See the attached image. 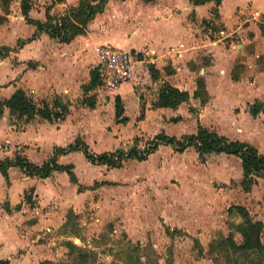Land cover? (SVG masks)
Returning a JSON list of instances; mask_svg holds the SVG:
<instances>
[{
    "label": "rangeland",
    "instance_id": "rangeland-1",
    "mask_svg": "<svg viewBox=\"0 0 264 264\" xmlns=\"http://www.w3.org/2000/svg\"><path fill=\"white\" fill-rule=\"evenodd\" d=\"M49 3L51 1L33 0L35 13H40V8ZM115 6L112 4L110 10H114ZM10 10V14L0 23V47H14L18 39L32 35L19 17L18 0L12 2ZM0 15H4L1 9ZM53 15L61 16V10ZM112 26L109 19L97 16L91 26L90 39L110 37L113 33ZM208 27L216 31L210 32ZM200 29L202 35L206 33L214 39L224 37L220 33L224 30V23L214 15L209 16L204 24L201 22ZM202 38L208 39L205 36ZM231 39L236 43L240 41V37H229L226 41ZM224 52V49L217 51L221 61L226 57ZM13 59H17L13 52L7 60L0 59V83L13 77L10 68ZM209 62L208 53L190 58L187 64L195 77L194 81L200 75V68ZM93 68L94 61L87 65L81 81L88 82L87 70ZM1 73L3 77L6 75L3 80ZM184 79L187 84L190 83L186 77ZM12 81L17 85L16 80ZM4 84L5 82L2 85ZM148 85L150 82L135 86L138 91L140 88L145 90V94L140 92L145 105L156 97L154 91L149 94ZM89 95L96 97L93 109L84 105L82 99H74L72 102L68 100L73 106L71 121L76 130L72 132V136L69 132L66 133L71 137L65 145L79 139L94 154L110 153L117 149L127 152L135 141L142 150L160 131L180 137L196 132L199 124L210 125L211 128L216 124L220 131L218 133H229L226 129L229 120L225 109L218 108V100L213 101V109L209 108L207 111H199V100L196 102L192 99L181 104L175 114L167 112L155 116L154 120H135L129 125H119L109 106V101H114L115 94L97 87ZM41 99L51 98L38 97L37 101ZM216 110L220 115L215 119ZM80 113L82 116H79ZM127 114L132 116V110L128 109ZM200 114H203L202 118ZM11 120L12 118L10 122ZM231 133L240 134L238 131ZM64 136L60 134L59 138L62 140ZM25 140H31V131L27 133ZM48 140H45V145ZM25 148H12V153H22ZM51 155H47L44 160L43 154L31 155L30 158L41 164ZM64 156H60L59 161L62 164H74L78 182L70 183L65 173L58 172L46 179H38L37 185L40 184L42 189L40 194L48 201L41 206L38 198L35 200L36 205L40 209L42 207L39 215L42 220L39 231L41 238L33 247L31 256L26 261L28 264H232L236 255L230 243L219 244L217 247L214 243L230 236L242 222L237 211L228 213V209L235 205L245 207L254 220L263 223L261 240L264 243V178H258L261 181L258 180V186L248 195L239 185L242 178L240 161L235 157L212 154L205 162H201L191 147L180 153L170 146L160 145L144 161L123 160L121 166L109 168L91 164L81 152ZM49 187L54 190L53 193L49 194ZM26 190L23 195L19 192L20 196H24ZM78 190L83 191V196L76 201L79 197L76 196L79 194ZM27 192L32 197H38L32 191ZM68 199L72 200L68 202ZM70 210L73 214L68 217ZM66 221L67 228H64ZM167 229L180 232L169 235ZM194 239L198 240L197 245ZM240 240V235L235 233L234 241ZM67 242L73 243L77 249L70 251Z\"/></svg>",
    "mask_w": 264,
    "mask_h": 264
},
{
    "label": "crops",
    "instance_id": "crops-1",
    "mask_svg": "<svg viewBox=\"0 0 264 264\" xmlns=\"http://www.w3.org/2000/svg\"><path fill=\"white\" fill-rule=\"evenodd\" d=\"M78 2L79 0H65L64 3L51 7L50 13L53 15L61 10V16H63L70 8L77 6ZM112 4L116 5L114 10H110ZM49 5L42 6L41 12L35 13L32 4L30 17L44 21L46 8ZM213 7V1L203 5H193L189 0H156L148 3L142 0H109L104 11L96 14L93 20L97 16L109 19L113 25V33L110 37L102 36L96 40L90 39L93 20L88 24L86 34L77 36L69 44L54 42V39L46 33H41L35 40L12 51L17 57L16 60L13 59V64L10 67L14 75L6 79L7 82L3 81L6 87L0 83V98L8 99L16 89L21 88L35 101L38 97L45 96H50L51 99L41 100L51 101L54 95H60L63 100L71 102L74 99H82L81 102L87 105L83 100L85 97L92 96L89 94L94 90L85 94L84 86L88 84L89 80L88 82L81 81V76L92 61H94L93 69H95L96 48L100 45H112L130 52L137 60L134 67V79L121 85L115 92V97L119 96L123 104V116L128 119L125 125H129L135 120H154L155 116L167 112L175 114L177 109L192 99L200 102V98L194 97V92L197 88V81L201 79L208 97L204 104L197 102L198 110L207 111L211 108L213 101H220L218 108L225 109V115L229 120L226 123V129L229 133H218L220 131L216 124L213 125L214 128H211L210 125L209 127L201 126L218 131V134L232 141L246 142L258 149L260 153H264V110L256 116L250 112V106L254 103H264V0H221L218 18L224 23V30L220 31L224 37L218 39L211 38L206 33L202 35L200 29L201 22L204 24L208 17L213 15L211 12ZM19 15L25 23L28 33L31 32L33 35L35 27L26 23L20 11ZM208 28L210 32L211 30L216 31L214 28ZM202 36L208 37V39L204 40ZM229 37H240V41L236 43L231 39L227 42L226 39ZM15 47L10 48L14 49ZM221 49H224L223 54L226 56L223 61L217 56V51ZM201 53H208L210 62L200 68V75L194 81L195 77H193L187 62L193 56ZM8 58L9 56L6 60ZM90 71L87 70L89 77L87 79H90ZM137 72L141 77H138ZM234 73L237 75L236 79L233 77ZM153 74H156V78L152 77ZM5 76L4 74L3 77L1 73L2 80ZM185 77L190 83H186ZM12 80H16L17 85H14ZM134 80L135 82H133ZM148 82H150L148 85L150 87L149 94L154 91L156 97L152 98L149 103L147 101L145 105L140 97V92L145 94V90L140 88L138 91L135 86L136 84H148ZM164 83H169L179 90L186 89L189 94L188 102L180 104L177 108L156 107L155 102ZM115 97L114 101L113 99L109 101V106L112 108L115 121L120 125L115 117ZM192 108L195 109L193 106ZM72 109L73 106L70 105L65 119L59 122H49L36 117L28 124L19 126L13 120L10 122L8 110L4 109L0 114V160L6 157L12 158L16 153L14 151V154L12 153V148L26 147L21 154L32 163L41 165L53 156L56 148H67L73 144L65 145V142L70 140L72 132L76 130L71 121ZM128 109L132 110V116H128ZM217 110L214 111L215 119L220 115ZM142 112L143 118L139 119ZM203 114H200L201 118ZM79 116H82V113ZM22 125L23 127L20 128ZM30 131L31 140L26 141L25 137ZM234 131L240 132V134L236 133L239 136L231 133ZM67 132L71 136L67 135ZM160 133L176 137L164 131H160L155 136ZM60 134L65 135L62 140L59 138ZM234 135L238 137H232ZM46 139H49L47 145L44 144ZM73 152L59 155L58 163L62 164L58 159L60 156L65 155L64 157H66ZM10 154L12 155L10 156ZM29 154L34 156L43 154V160L47 155H52L38 164L37 161H32ZM237 159L240 161L239 158ZM65 164L74 166L71 162ZM239 170L240 176H242L241 161ZM38 179L41 178L27 176L17 166L8 169V180L0 174V259L8 260L9 264H28L26 261L29 260L30 253L41 238L39 231L42 220L39 215H41L42 207L40 209L35 200L38 198V204L44 206L42 204H46L48 199L40 194L42 189H40V184L37 185ZM260 179L258 180L261 181ZM258 180L252 189L246 192L248 195L258 186ZM70 183L72 182L70 181ZM25 190L34 192V195L38 197H32L28 192H25L24 196H20L19 192L23 195ZM53 191L52 188H48L49 194ZM78 192L79 194L76 196L79 197L76 198V201H79V198L83 196V191L78 190ZM28 197H30V202H28ZM2 204L4 205L2 206Z\"/></svg>",
    "mask_w": 264,
    "mask_h": 264
},
{
    "label": "trees",
    "instance_id": "trees-1",
    "mask_svg": "<svg viewBox=\"0 0 264 264\" xmlns=\"http://www.w3.org/2000/svg\"><path fill=\"white\" fill-rule=\"evenodd\" d=\"M14 0H0V9L4 15H0V23H3L7 15L10 14L11 4ZM20 4L21 14L24 16L27 24L35 27L34 34L27 39H20L17 41L14 49L3 46L0 47V59L7 58L12 51L22 48L24 45L35 40L41 33H46L50 38L56 40L58 43L69 44L77 36L86 34L88 24L93 20L96 14L102 13L109 0H79L77 6L70 8L63 16H54L50 13L51 7L56 4L64 3L65 0H50L51 4L46 8L45 20L41 21L30 17L32 10V0H18ZM125 1V0H121ZM146 3L156 0H142ZM193 5H203L207 2L213 1L214 7L212 14L218 17V8L221 0H189ZM138 77L140 73L137 72ZM156 78V74L152 75ZM234 79L237 75L234 73ZM101 85V80L97 69L90 71V79L87 85L84 86L85 94L96 89ZM195 98H200L201 104L207 102V95L205 85L201 79L197 81V88L194 92ZM189 94L186 89L179 90L178 88L164 83L159 91L156 107L161 108H177L180 104L188 102ZM90 108L96 104L95 95L85 97L83 100ZM70 103L63 100L60 95H54L51 101L41 100L35 101L31 95L25 90L16 89L8 99L0 98V114L4 109L8 110V114L17 125H25L36 117L47 120L49 122H59L65 119L69 111ZM264 110V103L256 102L250 106V112L256 116ZM124 108L119 96L115 97V117L118 123L125 124L128 119L123 116ZM143 118V112L139 119ZM23 126H20L22 128ZM169 145L177 152H183L187 148H194L201 162H205L207 157L211 154H226L232 155L240 159L242 167V180L240 186L245 192H249L257 183L258 178L264 175V153H260L258 149L246 142L232 141L227 137L218 134L215 130L198 126L194 134L183 135L180 138L167 136L160 133L148 142L147 147L139 149L137 141L127 151L117 149L114 152L94 154L88 150L87 145L77 139L75 143L69 145L67 148H56L51 158L41 165H37L29 161L21 153H16L12 158L6 157L0 160V174L8 180V169L17 166L27 176L38 177L45 179L50 177L54 172H64L68 175L70 181L77 184V177L74 173V166L72 164H60L57 157L67 152L81 151L85 158L94 165H104L109 168H116L121 166L123 160H137L144 161L147 157L154 153L158 146ZM81 189V187H80ZM82 190V189H81ZM30 202V197H28ZM238 213L242 222L236 226V231L231 233L225 239H221L214 243L216 245H225L230 243L234 250L236 257L232 264H264V243L261 240L263 233V223L254 220L253 217L243 206H232L228 209V213ZM73 212L70 210L68 217ZM68 221V220H67ZM67 221L64 223V228H67ZM169 235H174L175 232L167 229ZM235 233L240 235L239 242L234 241ZM194 242L198 243L197 239ZM66 245L73 251L77 247L67 242ZM82 255V253L80 254ZM0 264H9L8 260L0 259Z\"/></svg>",
    "mask_w": 264,
    "mask_h": 264
},
{
    "label": "built area",
    "instance_id": "built-area-1",
    "mask_svg": "<svg viewBox=\"0 0 264 264\" xmlns=\"http://www.w3.org/2000/svg\"><path fill=\"white\" fill-rule=\"evenodd\" d=\"M96 55L95 69L101 80L100 89L115 94L121 85L134 79L137 60L130 52L112 45H100L96 48Z\"/></svg>",
    "mask_w": 264,
    "mask_h": 264
}]
</instances>
